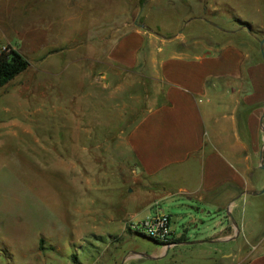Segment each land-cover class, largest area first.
<instances>
[{"label": "rangeland", "instance_id": "obj_1", "mask_svg": "<svg viewBox=\"0 0 264 264\" xmlns=\"http://www.w3.org/2000/svg\"><path fill=\"white\" fill-rule=\"evenodd\" d=\"M124 22L144 25L163 39L180 37L160 44L163 52L155 58L161 60L172 47L184 52L185 45L211 46L212 36L263 37L264 0H0V52L11 45L27 53L31 63L30 70L0 88V264L197 261L196 251L186 253L183 241L158 245L130 230V223L145 218L158 201L171 216L172 239H182L185 232L195 238L189 217L199 215L191 208H203L139 179L135 170L128 131L152 95L160 96L146 65L118 78L102 101L98 85L69 79L73 46L100 41L108 48ZM106 28L104 42L96 35ZM49 55L55 67L37 70ZM85 94L92 97L93 116L101 104L108 106L106 125L113 131L92 135L89 150H84L83 115L81 127L78 118L75 125L72 119L73 109L82 113L89 106ZM252 201L255 211H264V192Z\"/></svg>", "mask_w": 264, "mask_h": 264}, {"label": "crops", "instance_id": "obj_2", "mask_svg": "<svg viewBox=\"0 0 264 264\" xmlns=\"http://www.w3.org/2000/svg\"><path fill=\"white\" fill-rule=\"evenodd\" d=\"M122 26L108 48L100 41L84 48L73 46L69 79L75 85H98L102 101L118 78L146 65L153 84L160 86V96L152 95L128 131L127 144L139 179L203 206L191 208L199 215L189 217L196 237L183 234L185 252L194 249L197 261L183 264H264V211L252 207V197L264 189V58L260 44L264 36L246 32L212 36L211 46L197 44L192 49L185 45L184 52L172 47L159 60L155 57L163 52L160 44H172L180 37L163 39L146 26L126 22ZM106 30L96 38L105 42ZM39 39L43 41V36ZM18 51L27 58V53ZM53 58L49 55L37 70L55 67ZM84 98L89 106L82 113L73 109L72 119L75 125L78 118L80 126L83 115L88 137L84 150H89L94 144L92 135L113 131L106 125L108 106L101 104L99 115L93 116L92 97L85 94ZM157 100L161 101L158 105Z\"/></svg>", "mask_w": 264, "mask_h": 264}, {"label": "built area", "instance_id": "obj_3", "mask_svg": "<svg viewBox=\"0 0 264 264\" xmlns=\"http://www.w3.org/2000/svg\"><path fill=\"white\" fill-rule=\"evenodd\" d=\"M130 229L141 232L149 239L163 245L169 244L172 240L171 216L161 208L159 203L155 204L154 210L145 218L131 222Z\"/></svg>", "mask_w": 264, "mask_h": 264}, {"label": "trees", "instance_id": "obj_4", "mask_svg": "<svg viewBox=\"0 0 264 264\" xmlns=\"http://www.w3.org/2000/svg\"><path fill=\"white\" fill-rule=\"evenodd\" d=\"M30 66V61L21 52L10 46L6 47L0 52V88H5L16 77L25 73ZM183 240L185 239L182 237L178 241L172 239L171 242L180 243ZM153 241L160 244L158 241Z\"/></svg>", "mask_w": 264, "mask_h": 264}, {"label": "water", "instance_id": "obj_5", "mask_svg": "<svg viewBox=\"0 0 264 264\" xmlns=\"http://www.w3.org/2000/svg\"><path fill=\"white\" fill-rule=\"evenodd\" d=\"M141 26L144 27V25H141ZM260 44H261L262 55H263V58H264V39L261 40ZM261 192H264V189H263ZM254 194H259V193H254ZM169 249H170V247L167 248V250H169ZM144 256H145V255L142 254V253H139V254H138V257H144ZM149 258H150V259H156V257H152V256H149ZM123 262H124V261H123Z\"/></svg>", "mask_w": 264, "mask_h": 264}, {"label": "flooded vegetation", "instance_id": "obj_6", "mask_svg": "<svg viewBox=\"0 0 264 264\" xmlns=\"http://www.w3.org/2000/svg\"><path fill=\"white\" fill-rule=\"evenodd\" d=\"M173 242H170L169 244H167V245H170V244H172ZM159 245V244H158ZM160 245H163V244H160ZM167 245H163V246H167Z\"/></svg>", "mask_w": 264, "mask_h": 264}]
</instances>
